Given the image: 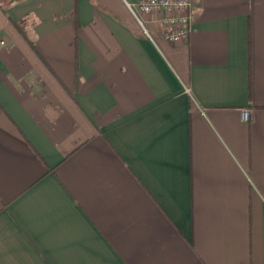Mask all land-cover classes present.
Here are the masks:
<instances>
[{
    "label": "crops",
    "instance_id": "0c3cea01",
    "mask_svg": "<svg viewBox=\"0 0 264 264\" xmlns=\"http://www.w3.org/2000/svg\"><path fill=\"white\" fill-rule=\"evenodd\" d=\"M135 1L0 0V264H264V0Z\"/></svg>",
    "mask_w": 264,
    "mask_h": 264
},
{
    "label": "built area",
    "instance_id": "2783aa9c",
    "mask_svg": "<svg viewBox=\"0 0 264 264\" xmlns=\"http://www.w3.org/2000/svg\"><path fill=\"white\" fill-rule=\"evenodd\" d=\"M126 5L145 34L150 36L148 29L140 18V14L152 17L162 27L164 37L172 42L185 41L190 32L192 0H136ZM243 120L249 119V112H241Z\"/></svg>",
    "mask_w": 264,
    "mask_h": 264
}]
</instances>
